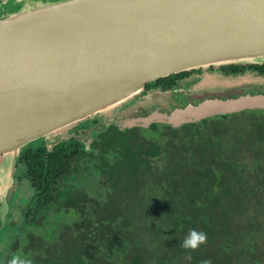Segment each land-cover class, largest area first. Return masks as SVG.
<instances>
[{
	"label": "trees",
	"instance_id": "trees-1",
	"mask_svg": "<svg viewBox=\"0 0 264 264\" xmlns=\"http://www.w3.org/2000/svg\"><path fill=\"white\" fill-rule=\"evenodd\" d=\"M217 70L264 76V62ZM184 75L146 89H171ZM96 128L88 150L75 135L20 151L32 196L15 255L32 264H264V110L178 128ZM193 229L207 242L181 247Z\"/></svg>",
	"mask_w": 264,
	"mask_h": 264
},
{
	"label": "water",
	"instance_id": "water-1",
	"mask_svg": "<svg viewBox=\"0 0 264 264\" xmlns=\"http://www.w3.org/2000/svg\"><path fill=\"white\" fill-rule=\"evenodd\" d=\"M5 2V0H1ZM21 0L16 1V5ZM0 18V200L22 148L102 114L170 74L264 62V0H46ZM264 110V92L102 122L178 128ZM94 128L84 149L90 148Z\"/></svg>",
	"mask_w": 264,
	"mask_h": 264
},
{
	"label": "rangeland",
	"instance_id": "rangeland-1",
	"mask_svg": "<svg viewBox=\"0 0 264 264\" xmlns=\"http://www.w3.org/2000/svg\"><path fill=\"white\" fill-rule=\"evenodd\" d=\"M42 1L46 0H24L20 6L22 9H29L42 4ZM214 68L215 70H209L208 67L200 68V70L193 72L188 79H184L181 82L176 92L180 91L185 95L188 91L189 93L187 92L186 95H189V98H184L185 101L190 98L199 101L206 97L222 96V98H226L248 91H264V76L258 75L252 71H245L239 75H224L217 70V67ZM174 97L175 94L169 91L145 89L115 108L60 129L51 134L48 140H40L44 141V143L50 147L53 143L67 139L76 135V133L82 135V128L88 126L93 121L102 123L112 117L142 115L155 108L157 105H160L159 107L163 110H170L173 108ZM84 136L85 135H83V137ZM25 185H27L30 189L29 191H31V187L26 183L23 184V189L27 190V186L25 187ZM21 195L24 197L23 194H20V196Z\"/></svg>",
	"mask_w": 264,
	"mask_h": 264
},
{
	"label": "flooded vegetation",
	"instance_id": "flooded-vegetation-1",
	"mask_svg": "<svg viewBox=\"0 0 264 264\" xmlns=\"http://www.w3.org/2000/svg\"><path fill=\"white\" fill-rule=\"evenodd\" d=\"M16 1L17 0H5V2H2L0 0V18L6 16L9 13H12L14 11H19L22 9L20 5H16ZM51 1H54V0H51ZM23 2L24 0H21L20 4ZM195 71H192V70L183 71V72H187V75H184L183 77L179 78L178 81L176 82L177 86L172 87L171 89L161 90L159 87H150V88H147V90L148 89H152V90L158 89L160 91L172 92L173 94H175V97L173 100L174 101L173 107L184 106L188 102L196 103L194 102L195 100H193V98H190L187 101H185L184 98H189L188 97L189 95H186L188 91L185 93V95L180 91L176 92L181 82L184 79H188L191 76V74ZM178 73H182V72H178ZM174 74H177V73H174ZM162 78H159V79H162ZM157 80L158 79L152 82H155ZM146 86L143 90L146 89ZM100 123L101 122L99 121L91 122L88 126L82 128L81 130L82 135L76 133V136L79 139H82V138L86 139L88 135L90 134L91 130L94 128L97 129L96 127ZM83 135L85 136L83 137ZM36 144H42L48 149V146L42 140L38 142L30 143L26 147L35 146ZM24 171H25L24 164L19 161V156H18L17 162L14 165V185L12 188L9 189L5 197L6 204H7L6 208H5L6 205L3 204L2 201L0 200V263L4 262L9 257H12L13 255H15L14 251L11 249V246L14 243L16 237L22 238L21 233L24 232L23 231V226H25L24 213L27 211L30 205L31 196H32L31 191H29L30 189L28 188L27 185H25V187L27 186L26 188L27 190L23 189V184L25 183L27 184ZM20 194H23L24 197L22 195L20 196Z\"/></svg>",
	"mask_w": 264,
	"mask_h": 264
},
{
	"label": "clouds",
	"instance_id": "clouds-1",
	"mask_svg": "<svg viewBox=\"0 0 264 264\" xmlns=\"http://www.w3.org/2000/svg\"><path fill=\"white\" fill-rule=\"evenodd\" d=\"M207 242V235L204 232H198L195 229L190 230L181 242L180 246L185 249L196 250L201 245ZM8 264H32L30 259L24 258L20 255H13L8 261ZM203 264H210V261H205Z\"/></svg>",
	"mask_w": 264,
	"mask_h": 264
}]
</instances>
